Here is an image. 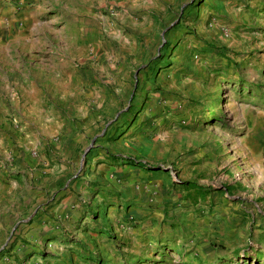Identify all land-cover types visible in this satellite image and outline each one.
<instances>
[{"label": "rangeland", "instance_id": "rangeland-1", "mask_svg": "<svg viewBox=\"0 0 264 264\" xmlns=\"http://www.w3.org/2000/svg\"><path fill=\"white\" fill-rule=\"evenodd\" d=\"M0 264H264V0H0Z\"/></svg>", "mask_w": 264, "mask_h": 264}, {"label": "trees", "instance_id": "trees-1", "mask_svg": "<svg viewBox=\"0 0 264 264\" xmlns=\"http://www.w3.org/2000/svg\"><path fill=\"white\" fill-rule=\"evenodd\" d=\"M111 156L115 160V162H113L114 164H116L117 162L123 161L124 163H128V164H138V165H141V166H145L146 168H149V169H152L153 168L152 166H149L148 167L147 164L144 165L141 161H139L136 158L131 157V156L124 157L121 154H113ZM205 193H207V192H205Z\"/></svg>", "mask_w": 264, "mask_h": 264}, {"label": "water", "instance_id": "water-1", "mask_svg": "<svg viewBox=\"0 0 264 264\" xmlns=\"http://www.w3.org/2000/svg\"><path fill=\"white\" fill-rule=\"evenodd\" d=\"M87 152V151H86Z\"/></svg>", "mask_w": 264, "mask_h": 264}]
</instances>
